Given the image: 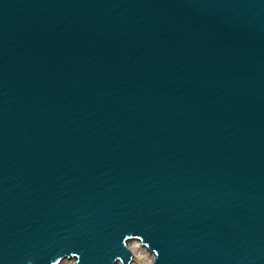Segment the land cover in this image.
Returning <instances> with one entry per match:
<instances>
[{"label": "water", "instance_id": "obj_1", "mask_svg": "<svg viewBox=\"0 0 264 264\" xmlns=\"http://www.w3.org/2000/svg\"><path fill=\"white\" fill-rule=\"evenodd\" d=\"M264 264V0H0V264Z\"/></svg>", "mask_w": 264, "mask_h": 264}, {"label": "bare ground", "instance_id": "obj_2", "mask_svg": "<svg viewBox=\"0 0 264 264\" xmlns=\"http://www.w3.org/2000/svg\"><path fill=\"white\" fill-rule=\"evenodd\" d=\"M126 248L130 252V262L128 264H154L156 259L155 251L151 250L148 245H144L140 240L135 238H128L124 242ZM75 256H66L57 261L55 264H77ZM142 260V262H141ZM113 264H123L119 260L115 261Z\"/></svg>", "mask_w": 264, "mask_h": 264}, {"label": "rangeland", "instance_id": "obj_3", "mask_svg": "<svg viewBox=\"0 0 264 264\" xmlns=\"http://www.w3.org/2000/svg\"><path fill=\"white\" fill-rule=\"evenodd\" d=\"M75 260V259H74ZM141 262H142V260H141ZM75 263H76V260H75ZM142 264V263H141ZM152 264V263H151Z\"/></svg>", "mask_w": 264, "mask_h": 264}]
</instances>
